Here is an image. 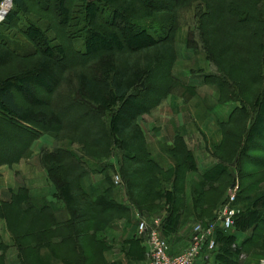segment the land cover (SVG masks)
I'll use <instances>...</instances> for the list:
<instances>
[{"label":"trees","instance_id":"trees-1","mask_svg":"<svg viewBox=\"0 0 264 264\" xmlns=\"http://www.w3.org/2000/svg\"><path fill=\"white\" fill-rule=\"evenodd\" d=\"M184 28L185 45L203 55L202 82L214 88L215 104L231 106L217 120L213 163L203 171L184 129L170 143H150L139 123L168 97L187 103L197 95L173 73ZM100 41L115 46L97 51ZM20 80L22 89L14 85ZM42 136L57 144L35 155L55 202L33 195L27 183L0 198V264L11 247L16 264H42L41 250L55 245L72 264H89L104 231L129 220L131 210L161 215L160 232L170 237L190 218L212 220L236 183L234 224L215 229L205 260L259 264L264 0H12L0 22V167L30 162ZM93 174L105 184H87Z\"/></svg>","mask_w":264,"mask_h":264},{"label":"rangeland","instance_id":"rangeland-1","mask_svg":"<svg viewBox=\"0 0 264 264\" xmlns=\"http://www.w3.org/2000/svg\"><path fill=\"white\" fill-rule=\"evenodd\" d=\"M160 1L162 0H156V2H160ZM8 8H9V5H8V0H7L2 7V10L6 11ZM185 32H186L185 28L181 29V33L179 34V37H177V41L175 43L177 60L174 65L173 73L176 77L181 79L186 84L195 86V92L197 95L195 97H192V99L189 100L187 103H185L182 99H179V98L173 100L172 98L168 97L165 100H163L162 103L157 108H155L150 114L143 116L140 119L139 123L141 125V128L143 129V132L145 133V136L147 137V140L150 143L159 142L156 140V133H158L159 131L158 128L160 129L162 126L164 128L162 134L164 135L168 134V136L169 135L173 136L174 132L178 129H184L187 134L186 136H188L187 146L190 149H192L196 155H198V153L199 154L203 153L200 159L201 161L198 159V161H200L199 165L202 164L205 166V168H208L209 166H206V164L211 159L209 148H211L212 144L218 141L220 137L218 133L217 120L223 119L224 117H226L231 110V106L230 105L221 106L219 104L218 105L215 104L216 103V93H215L214 88L208 84L207 85L203 84L202 82L203 72L200 70H203L204 72L208 71L206 69V64L204 62L203 55L197 54L196 52H194V50L188 48L185 45L184 40H183L185 36ZM98 44H99V47L97 48V51H102V52L104 51L105 47L109 46L111 48L115 46L114 45L115 43H112V41H109V43L100 41ZM51 71L54 72L53 67ZM25 84H26V80H20L14 83L15 87L18 89H22ZM33 95H35V93H33L31 96ZM27 97H30V95H27ZM136 104L137 103H134V105ZM40 142L42 141L39 140L36 143L37 145L35 146V149H38L40 147L41 145ZM164 143H167V142H164ZM204 149L207 150V153L204 152ZM33 158L34 159L31 158V160H29L30 162L22 161L20 164L26 165L28 163H31L38 167L39 165L37 164L38 162L36 161L35 156ZM16 176L18 178L17 181L19 184L26 183L28 181V178L24 174L23 169L21 170L19 169L18 172L16 171ZM37 180L38 178L35 179V181ZM238 191H239V186L237 189V193ZM229 193H230V190H228L227 196ZM159 216L160 215H154L153 217L151 216V218H155ZM145 218L147 220H151V218H148L147 216ZM132 229L134 230L135 227H132ZM135 231L137 234L135 236H139L137 227ZM166 238L169 244L173 245L174 242H173V239H171V236L166 237ZM239 238H242V236L240 235ZM104 243H101L99 245L94 244L95 253L93 254V257L91 258V261L89 264H103L104 263L102 261L106 259L104 258V255H103L104 259L101 260L102 253H104L105 251L107 252L108 247H109L107 245L108 244L107 242L105 244ZM109 249L111 250L112 248H109ZM113 250H116V249H113ZM41 251H42L41 253L42 258L40 260V263L42 264H72L74 263V257L67 253L65 255L64 253L65 248L63 247L55 245L54 247H51L49 250L48 248H43ZM49 252H52V253L49 254ZM145 258H146V252H145ZM9 259L10 258L8 257L7 262ZM10 260L12 261V259ZM261 260H264V258L260 259L259 262ZM142 262H140V264H142ZM105 264H107V261Z\"/></svg>","mask_w":264,"mask_h":264},{"label":"crops","instance_id":"crops-1","mask_svg":"<svg viewBox=\"0 0 264 264\" xmlns=\"http://www.w3.org/2000/svg\"><path fill=\"white\" fill-rule=\"evenodd\" d=\"M159 130V131H158ZM158 133H156V140L159 142H167L170 143L172 140V135L168 134H162L164 128L163 126L159 129ZM185 131V140L187 142V137ZM41 140L42 142L40 147L38 149H35L36 143ZM38 141L35 142L32 148L33 155H37L41 148L49 147L51 149H54L57 147V144L53 141L52 138L48 136H42ZM206 149V148H205ZM204 149V152L207 153V150ZM203 153H198V159L200 160ZM211 158V157H210ZM201 161V160H200ZM198 161V164L200 163ZM213 163L212 158L207 162L206 166H211ZM22 165V166H20ZM199 168L201 171L205 170L204 165H199ZM19 169H23L24 174L28 178V181L26 182L31 187V192L35 196H40L43 198H46L49 202L54 201L55 199L53 197V194L55 192V188L50 183L44 173V171L38 166H35L34 164H19L13 168L8 167L7 165H2L0 167V198H3L6 196V192L8 190H12L17 186V176L16 171L18 172ZM14 170V171H13ZM13 171V172H12ZM37 174V175H36ZM35 181V179H37ZM87 184H94V185H104L105 179L101 174H93L90 176L87 181ZM130 218L129 220L126 219H120L117 222L112 223L106 231L103 233V239L108 243V251L104 252V258L107 261V264H140L141 258H143V255H145V252L147 251V245L143 241L139 244H129L128 238L131 236L137 235L136 234V227L138 225L137 215L134 210H131L129 212ZM162 220L161 215L159 216ZM197 221L193 219H189L187 223L182 227V229L173 235H171V239H173V245L171 246V253L172 254H178L180 253L184 248H186L190 242V236L192 233V227ZM130 227V228H129ZM132 227H135L133 230ZM138 237V236H137ZM112 246V247H111ZM109 248H112L111 250ZM116 249V250H113ZM131 250H134L132 252ZM116 251V252H114ZM8 256H6V263L7 264H16L18 262L17 259V250L14 247H11L7 251ZM13 254V255H11ZM129 254V255H127ZM142 256V257H141ZM12 259V261L9 259L7 262V258ZM205 257H207V251L203 252V256H201L196 264H208L205 260ZM260 264V262H259Z\"/></svg>","mask_w":264,"mask_h":264},{"label":"built area","instance_id":"built-area-1","mask_svg":"<svg viewBox=\"0 0 264 264\" xmlns=\"http://www.w3.org/2000/svg\"><path fill=\"white\" fill-rule=\"evenodd\" d=\"M113 181L115 184L121 182L118 175H114ZM237 189V184L229 189L227 202L215 211V217L212 220L207 223L199 221L193 225L188 246L178 254L171 253L168 240L160 232V217L147 220L138 215V234L143 237L147 245L146 258L142 264H196L204 251H211L215 248V229L218 226L226 229L233 226L234 216L238 213V210L232 206ZM240 257L244 258V255ZM260 264H264V260H261Z\"/></svg>","mask_w":264,"mask_h":264},{"label":"bare ground","instance_id":"bare-ground-1","mask_svg":"<svg viewBox=\"0 0 264 264\" xmlns=\"http://www.w3.org/2000/svg\"><path fill=\"white\" fill-rule=\"evenodd\" d=\"M6 1L7 0H3L2 3L0 4V19L5 18L4 16H6L8 14V12L10 11V9L12 7V0H8L9 8L6 11H3L2 7H3V5L5 4Z\"/></svg>","mask_w":264,"mask_h":264}]
</instances>
